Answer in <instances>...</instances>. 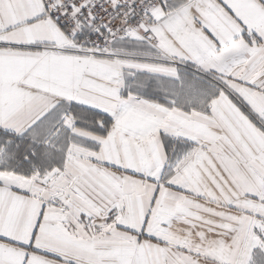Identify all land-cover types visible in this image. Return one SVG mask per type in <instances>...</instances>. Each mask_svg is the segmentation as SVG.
Returning a JSON list of instances; mask_svg holds the SVG:
<instances>
[{
    "label": "snow or ice",
    "instance_id": "6c2138e0",
    "mask_svg": "<svg viewBox=\"0 0 264 264\" xmlns=\"http://www.w3.org/2000/svg\"><path fill=\"white\" fill-rule=\"evenodd\" d=\"M0 264H264V0H0Z\"/></svg>",
    "mask_w": 264,
    "mask_h": 264
}]
</instances>
